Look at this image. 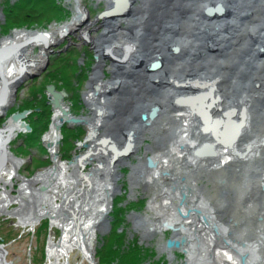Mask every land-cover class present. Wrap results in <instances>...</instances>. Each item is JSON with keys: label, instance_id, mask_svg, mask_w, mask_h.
<instances>
[{"label": "bare ground", "instance_id": "obj_1", "mask_svg": "<svg viewBox=\"0 0 264 264\" xmlns=\"http://www.w3.org/2000/svg\"><path fill=\"white\" fill-rule=\"evenodd\" d=\"M108 3L111 5L109 9H112L110 15L122 13L121 17L113 19L111 23L116 28L121 27L117 25L121 20L124 21L123 16L126 17L131 9L134 10V17L128 19L127 23L131 32H106L102 37H97L95 43L94 41L92 43L100 56L99 63L94 70H91L90 66L86 67L90 72L93 71L87 88L86 103L92 107V110L98 111V116L93 114L94 116L79 120V122L84 121L88 124L91 130L92 137L87 146L88 152L78 158L75 156L77 159L73 163L70 162L71 164H63L59 156L54 155L52 167L41 171L31 181L52 186L49 191L44 192L50 193L49 198L50 196L60 197L62 205H53L49 209L38 208L42 206V202L38 201L42 191L34 193L37 189L30 184L29 180H23V185H21L23 190L19 197L23 201L32 203L33 209L36 203L38 212L31 210L28 214H22L25 209L18 210L19 213L22 212V215H26V219L21 220L35 222L36 219H33L32 213H36L35 215L39 218L51 216L53 223H59L62 218L57 219V216L65 212L62 207H67L70 214V226L64 227L67 232L66 237L69 235L75 245L81 246L85 242L88 230L96 227V222L100 220L99 216L107 210L108 198L114 195L115 181L108 180L112 164L120 159L123 152L129 151L134 145L144 141L142 132L160 124L161 130L169 127L173 130L174 124L176 126L180 119L185 123L182 121L180 124L182 128L176 129L178 136L176 134L170 151L150 156L157 170L160 164L162 168L174 166L177 170L171 174L170 179L179 190H176L177 194L166 191L165 204L174 203V198L180 199L181 189H187L185 199L189 198L188 193L193 190V187L182 184L179 178L181 174L190 173L192 169L201 166L205 167L206 173L210 176L217 175V179L222 184L226 182L223 170L227 167H235L239 170L236 171L237 173L246 177L244 178L246 181L238 191V199L243 202V206L237 204L233 207L232 214L235 217L251 218L256 214V210L264 213V207L260 208V203L258 204L257 201L252 203L254 199L252 196H255L254 191L256 190L254 186L259 188L258 185H260L264 191V171H260V168L264 169V164L254 165L260 154H264V54H261L259 47L257 48L258 45H264V0H108ZM216 3L220 4L208 9L211 15L228 16L231 14L233 18L208 17L206 7ZM117 5L119 9L115 8ZM77 12L78 15L74 21L65 24L61 29L50 34L46 33L43 38L39 34H33L34 38L39 39L36 41L37 44L30 42L26 49L14 45L13 48L17 50V54L10 57L6 71L13 82L16 81V77L31 71L29 68L35 69L39 66L38 57L33 56V48L39 46L44 52L50 43L49 40L55 39L66 29L69 30L76 25V21L83 15L81 5ZM24 36L28 38L27 33H17L7 40L0 38V49L2 50L10 43L14 44L16 40ZM29 36L32 37L31 34ZM125 43L129 45L124 47ZM176 43L179 47L175 49L174 54L171 47ZM30 49L32 54L27 53ZM106 53L118 61L112 70V76L105 80L102 75H104L103 56ZM91 54L93 52L87 50V57ZM29 62L33 63V66L29 67ZM26 64L29 68L25 69ZM151 64L153 67L159 64V68H162L151 70ZM99 71L102 72L101 75ZM155 79L165 82L164 85L161 87L158 84L155 85ZM3 88L4 84L0 77V91ZM61 101L59 100L60 106L54 110L52 137L49 139L51 142L59 139L56 130L59 123L73 120L68 111L69 107L61 105ZM153 111H155L154 114ZM144 115L147 117L144 118ZM10 125L14 133H17L16 130L21 127V124L14 122ZM142 127L144 129L139 133L138 130ZM19 129L17 131H20ZM138 134L142 137L140 140H137ZM0 147L2 148V145ZM2 153L0 151V154ZM55 153L53 151V154ZM7 156L9 158L6 160L10 162L7 165L10 166V170L12 166L15 167L10 172L15 171L16 174L20 163L12 158L10 160L8 153ZM93 160L99 164L98 169L103 170L100 173L101 176L94 173L95 171L93 173L82 171L81 168ZM120 161L123 160L120 159ZM133 164L134 173L132 174L135 175L136 168L140 166L139 163ZM67 165H71L70 167L74 165L77 168L64 176L62 183L65 185H61V191H59L58 183H54V172L61 168L67 170ZM145 169L147 167L144 164L142 171L144 172ZM157 172L152 171L154 174H151L149 178L155 181L159 175ZM2 174H5V168ZM139 174H141L140 171ZM185 179L184 177L183 180ZM245 185H247L246 188ZM43 198L47 199V196ZM193 200L196 203V199ZM98 202L102 204L97 205ZM248 202L252 206L249 207V211L246 208ZM195 203L194 206L198 208L199 205ZM182 207L180 210L186 217L176 221L175 226L181 223L185 226L183 221L188 218L186 210L190 206L182 205ZM197 210L203 212H201L202 217L201 214L198 215L199 220L192 218V221H195L192 222L193 231L195 229L204 232L214 231L215 236L218 232L219 238H225L226 243L240 248L247 256L246 258L240 254L243 264H253V260L248 255L249 247L247 249L234 242L235 240L228 233L229 222L226 223L225 228L221 227L216 211L212 209L205 211L202 206ZM2 211L3 209L0 208V212ZM77 212H80V215L77 216ZM87 213L91 216L89 215L87 217L89 219L85 220L83 216ZM242 228L237 229L238 231L233 230L236 240L247 239L246 230L250 228L246 226L245 229ZM186 229L187 227L175 229L174 239L178 240L182 239V236H187ZM257 236L264 241V229L258 232ZM85 252L86 258L93 261L92 255H89L90 250ZM2 254L3 250L0 247V263ZM231 255L232 257H228L229 260L226 261L232 262L231 259L236 261L235 255Z\"/></svg>", "mask_w": 264, "mask_h": 264}, {"label": "rangeland", "instance_id": "obj_2", "mask_svg": "<svg viewBox=\"0 0 264 264\" xmlns=\"http://www.w3.org/2000/svg\"><path fill=\"white\" fill-rule=\"evenodd\" d=\"M11 4L16 6L12 13L9 9ZM219 4L207 6L205 9L207 16L213 19L216 17L232 19L233 16L231 14L228 16H215V14L211 15L208 12L211 6ZM0 5V38L4 40L11 39L10 37L15 36L17 33H27L28 35V38L24 36L25 38L16 40L17 42L14 44L10 43L6 47L4 46L2 50L0 49V77L4 84L3 90L0 91V145H2L0 151L3 152L0 154V208L3 209L0 212V247L3 250L1 258L3 262L1 261L0 264H108L105 256L110 258H116L117 256L113 261L118 262H113V264H126L125 262H128V264H243L240 254L246 258L247 256L240 248L226 243L225 238H219L220 235L218 233L215 236L214 231L204 232L196 229V231H193L192 222L195 221H192V218L199 220L198 217L203 211L199 214L197 209L201 206L205 211L212 209L217 212V219L220 221L218 223L222 225L221 227H224L227 222L230 223L228 233L235 240L234 242L240 245L243 244L246 248L249 247V249L247 248L248 255L253 260V264H264V241L257 236L258 232H262L264 229V213H259L256 210V214L251 218L244 216H236V218L232 214V209L237 204L243 206V202L238 199V191L246 181L244 179L246 177H242L243 174L241 175L239 172L237 173L236 171L239 170L235 169V167H227V169L223 170L226 182L222 184L217 179V175L214 177L210 176L206 173L205 167L201 166L192 169L190 173L181 174L179 178L183 182L182 184L193 187V190L188 193L190 194L189 198L182 201L183 194L187 189H181L179 191L180 199L174 198V203L165 204L167 199L166 191L176 193L178 192L176 190H179L170 179L171 174L177 170L174 169V166L162 168L160 167L161 164L157 170V166H150L148 160L153 154H165L170 151L176 139V134L178 136L176 129L182 128L180 124L183 120L181 121V119L176 126L174 124L173 130L170 127L161 130L160 124L142 132L144 141L134 145L129 151L123 152L120 157L123 160L122 162L119 159L112 164L108 180L115 181L114 195L108 198L107 210L99 216V221L96 220V227L88 230L85 242L81 246L75 245L69 235L66 237L65 228L70 226V214L67 207H62L65 212L57 216V219L59 217L62 218L59 223H53L51 216L39 218L35 215L38 212V208L49 209L53 205H62L63 203L60 197L50 196L49 198L50 193L44 192L46 190L49 191L52 186H46L42 182L31 181L41 171L49 170L52 167L54 155H58L60 162L63 164H71L76 161L78 156L80 157L88 152L87 146H89L90 138L92 137L91 130L88 124L84 121L79 122V120L89 118L93 114L98 116V111L92 110V107L86 103L87 88L93 74V71L90 72L89 69L88 71L86 67L89 68L90 66L91 70H94L99 63L98 59L100 56L92 43L93 41L95 43L96 38L102 37L106 32H131L127 23L128 19L134 17V10L131 9L126 17L123 16L125 18L124 21L121 20L117 25L121 27L116 28L111 23L113 19L116 20L121 17V12H118L117 15L115 13L113 15H110L112 13L102 15L105 12L112 11V9H109L111 5L108 0H0ZM47 5H49L50 10L54 8V11L48 12L46 9ZM80 5L83 8V15L76 21V25L69 30L66 29L55 39L49 40L50 43L44 52L39 46L34 47L33 56L38 57L39 66L35 69L29 68L33 66V63L29 62V67L26 64L25 69L29 68L31 71L26 72L23 76L16 77V81L13 82L9 75L6 74V71L10 57L17 54V50L13 48L14 45L21 47V49H26L30 42L36 43L39 40L36 37L34 38L33 34H39L43 38L44 34H50L55 30L61 29L65 24L73 22L78 15L77 11ZM115 8L119 9L118 5ZM19 9L22 10L20 11ZM30 34L32 37L29 36ZM128 45V43H125L123 46L127 47ZM177 47H179L177 43L171 47L172 53L175 54ZM257 48L260 49L261 54H264V45H258ZM87 50L93 52L89 57H87ZM30 52L31 49L27 53L32 54ZM5 53L6 55H4ZM56 56L58 57L56 58ZM103 58L104 75H102V78L106 80L112 76V70L115 68V63L118 59L107 53ZM56 67H59V70L60 67H68V72H64L63 77L58 76L57 74H60V71H56ZM158 68L159 64L156 67L151 64V70H157ZM100 73L102 74L101 71H99ZM154 81L155 85L158 84L159 87L165 83L160 82L159 79ZM8 86L11 88L10 93ZM51 87H55L54 91L61 95L58 101L62 100L61 105L69 107L68 111H70L71 119H73L59 123L60 125L56 127L59 139L54 142L49 139L52 137L54 110L60 104L59 106L56 105V97L49 91ZM19 113H26V115L16 121L14 116ZM44 115L46 118L42 119ZM11 122L21 124L23 128L19 127L20 131H17V129V133H14L13 127L10 125ZM183 122L185 123V121ZM27 125L29 128H27ZM142 129L144 128L142 127L138 132L140 133ZM172 136L175 138L172 139ZM142 137L138 134L137 140ZM53 151L56 153L53 154ZM7 153L10 155V160L12 158L20 163L16 174L15 171L10 172L15 167L12 166L10 170V166H8L10 162L6 160V158H9ZM75 156L77 157L76 159ZM2 158L4 159L2 160ZM95 162L94 160L88 162L87 166L81 168L82 171L90 173L95 171L94 173L100 175L103 170L98 169L99 164ZM133 163H139L138 165L140 166L136 168L135 175L132 174L134 173ZM155 163L157 164L158 162ZM142 164L147 167L144 172L142 171ZM171 164L173 163L171 162ZM263 164L264 154L261 153L254 165ZM67 166V170L61 168L54 172V183H58L59 188L57 189L59 191H61V185L63 186L64 184L62 183L64 176L77 168L74 165L72 167H70L71 165ZM4 168L5 174L3 175ZM151 170L154 173L158 171L159 175L155 181L149 178L151 174H154ZM139 171L141 174H139ZM260 171L263 172L264 169L260 168ZM184 177L186 178L185 180H183ZM23 180H29L30 184L37 189L34 193L42 191L38 200L42 202L41 207L36 208L35 203L33 209L31 207L32 203L23 201L19 197L20 192L23 190L21 186L23 185ZM258 186L259 188L261 187L260 185ZM255 188V196H252L254 198L252 203L257 201L258 204L260 203V208H263L264 191L262 188L259 189L254 186ZM26 189L28 190V187ZM247 195L249 197L250 193ZM45 196H47V199L43 198ZM193 199H196V203L193 202ZM180 203L185 205V207L190 206L186 210L188 218L183 221L185 226L182 223L176 226L174 224L179 219L186 217L182 215L180 209L183 207ZM194 203L199 205L197 206L198 208L194 206ZM96 204L101 205L102 203L98 202ZM246 206L248 211L249 207H252L249 202ZM22 209H25L23 213L21 212L22 214H28L31 210L32 212L36 211V213H32L33 219H36L35 222L22 221L21 219H26V215L18 212V210ZM55 210L59 211L57 208ZM176 211H179L178 214L180 215ZM116 212L124 214L126 221L115 226L112 222V215ZM76 214L78 216L80 212ZM89 215V213L85 214L83 219H89L87 218ZM167 222L178 229L187 227L185 232H187L189 239L185 242L186 246L185 244L179 248H168L166 246L167 240L170 238L174 239L176 233L172 228L165 225ZM93 226L95 225L93 224ZM245 226L250 229H248L249 231L246 230L247 239H245L246 241L243 240L244 243L239 239L236 240L233 230H241L242 227V229H245ZM113 231L116 237L123 236L125 239L123 244H121V249L117 252L110 246L108 239ZM187 236L185 237L187 238ZM86 250L88 252L90 250L89 255H92L93 261L86 258ZM122 254L123 257H129V255L133 257L138 254L141 260H117ZM231 254L235 255L236 261H233V259H231L232 262L226 261L229 260L228 257H232ZM248 262L250 263L249 260Z\"/></svg>", "mask_w": 264, "mask_h": 264}, {"label": "trees", "instance_id": "obj_3", "mask_svg": "<svg viewBox=\"0 0 264 264\" xmlns=\"http://www.w3.org/2000/svg\"><path fill=\"white\" fill-rule=\"evenodd\" d=\"M48 6L49 5L46 6V9L48 10V12L54 11V8L50 10L49 9L50 7H48ZM15 8H16V6L11 5V7L9 8L10 12L12 13L15 10ZM19 10L21 11L22 9H19ZM58 56H56V58ZM60 66H61V63H60ZM56 71H60L59 72L60 74H57V75L63 77L64 72H68V67H60V70H59V67H56ZM44 118H46L45 115L42 117V119H44ZM124 221H126V217H124V214H122L121 212H116L115 214L112 215V222L114 223L115 226L118 225V223L123 224ZM108 239H109L110 246H112V248L115 252H117L119 249H121V244H123V241L125 240L123 236L116 237V234L114 233V231H113L112 235L108 237ZM105 257L108 261V264H113V262H114L113 260L115 257H111V258L108 256H105ZM116 258H117V256H116ZM117 260H141V257L138 254L134 255L133 257H130V255H129V257H123V254H122V256L119 257ZM116 262H118V261H116ZM116 262H114V263H116ZM125 263L128 264V262H125Z\"/></svg>", "mask_w": 264, "mask_h": 264}, {"label": "water", "instance_id": "obj_4", "mask_svg": "<svg viewBox=\"0 0 264 264\" xmlns=\"http://www.w3.org/2000/svg\"><path fill=\"white\" fill-rule=\"evenodd\" d=\"M107 13H112V11H108V12H105V13H103L102 15H107ZM54 88L55 87H51V88H49V91L50 92H52L53 93V95L56 97V100H55V103H56V105H58L59 106V101H58V99H60L61 98V95L59 94V93H56L55 91H54ZM155 113V111H153V114ZM26 115V113H19V114H16L15 116H14V119L17 121V120H20L21 118H23L24 116ZM147 116H145L144 115V118H146ZM74 121H78V120H74ZM27 128H29V126L27 125ZM148 162H149V165H153L154 163L152 162V160L151 159H149L148 160ZM185 197H186V195H185V193L183 194V199H182V201L185 199ZM199 214H200V211L198 210L197 211ZM165 225L166 226H169L170 228H172L173 230H175V229H178V228H175L174 226H171L169 223H165ZM215 230H216V232H217V228L215 227ZM218 233V232H217ZM187 241V238L186 237H183L181 240H177V239H168L167 240V243H166V246L168 247V248H179V247H181L185 242ZM243 245V244H242ZM243 246H245V245H243ZM186 251V250H185Z\"/></svg>", "mask_w": 264, "mask_h": 264}]
</instances>
